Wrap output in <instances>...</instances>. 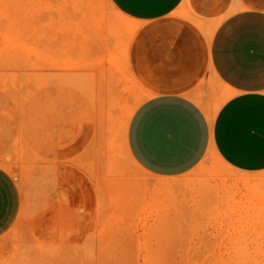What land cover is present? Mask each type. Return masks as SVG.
<instances>
[{
	"label": "crops",
	"instance_id": "0c3cea01",
	"mask_svg": "<svg viewBox=\"0 0 264 264\" xmlns=\"http://www.w3.org/2000/svg\"><path fill=\"white\" fill-rule=\"evenodd\" d=\"M108 2L137 26L123 48L130 78L147 94L125 133L127 155L138 167L137 190L142 188L129 207L133 220L125 223H140L137 219L152 208L157 213L148 218H165L167 202L181 208L188 201L189 208L200 211L193 213L197 217L204 218L201 211L207 209V220L197 223H264V0ZM97 30L93 33L103 37L108 29ZM98 38L89 40L92 54ZM31 97L30 109L13 119L3 115L0 98V237L24 209L22 188L2 166L17 135L48 165L32 184V209L38 215L49 209L62 211L56 215L83 209L86 215L96 203L87 174L70 163L94 141L93 105L65 85L39 88ZM211 153L231 175L211 189L185 194L178 179Z\"/></svg>",
	"mask_w": 264,
	"mask_h": 264
},
{
	"label": "rangeland",
	"instance_id": "374dc122",
	"mask_svg": "<svg viewBox=\"0 0 264 264\" xmlns=\"http://www.w3.org/2000/svg\"><path fill=\"white\" fill-rule=\"evenodd\" d=\"M136 27L108 0H0L3 115L16 118L30 109L33 92L52 85L79 90L96 113L94 141L70 162L87 174L93 189L96 203L86 215L83 209L70 215L49 209L38 215L31 189L37 172L48 165L31 153L24 136L8 144L2 166L22 188L24 209L0 237V264H264V223H197L206 221L208 212L201 211L204 218L193 215L200 211L189 208L191 201L181 208H170L167 202L165 218H148L157 213L152 208L137 219L140 223H125L133 220L128 219L133 195L142 191L137 190L138 167L125 148L128 121L147 97L130 78L123 48ZM97 28L108 29L105 36L94 34ZM95 35L100 42L92 54L89 40ZM219 161L211 153L178 179L183 192L214 187L216 180L231 175ZM242 181L249 184L248 178ZM170 197L168 193L167 201Z\"/></svg>",
	"mask_w": 264,
	"mask_h": 264
}]
</instances>
